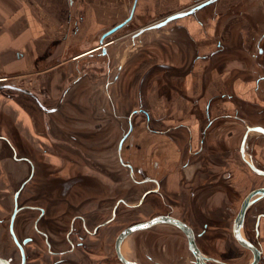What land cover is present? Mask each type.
I'll return each mask as SVG.
<instances>
[{
	"label": "crops",
	"instance_id": "obj_1",
	"mask_svg": "<svg viewBox=\"0 0 264 264\" xmlns=\"http://www.w3.org/2000/svg\"><path fill=\"white\" fill-rule=\"evenodd\" d=\"M185 1L187 0H137L133 18L127 24L134 17L148 16L149 12L156 16L168 13L159 18V21L169 15L170 11H181L177 9ZM203 1L205 0H198L184 10ZM134 3L135 0H0V196L11 194L12 189L28 176L29 162L63 161L54 156L42 159L44 148L76 147L70 142L71 123L67 118L70 116L69 100L76 98L74 95L85 83L84 77L80 81H75V78L78 74L96 71L87 65L100 58L99 47L94 49L100 45L101 35L127 18ZM263 6L264 0H216L165 25L180 23L173 35V50L174 54L177 51L183 52V57L189 60L185 88L187 94L197 100L174 102V120L178 119L190 128L194 144H197L204 126V109L210 102L213 122L208 129L206 151L209 150L211 158L208 160L206 156L202 161L192 159L187 167H183L184 174H181L182 165L188 158L190 133L185 127L176 131V140L170 141L165 133L148 132L142 129L143 126L132 137L131 146L137 141L142 147H149L152 154H156L159 160L158 177L163 181L165 192L178 197L183 203L190 200L187 196L182 197L185 185L181 180L185 176L190 178L204 163L210 162L212 168L230 174L225 179L226 183L237 188L240 193L261 186L242 181L245 178L244 162L238 147L244 124L233 114L235 103L221 98L225 91L237 96L241 87L238 82L232 87L225 84L223 67L222 70L218 67L219 61L214 58L198 60V55H201V59L209 58L214 49V37L210 34L209 26L217 24L221 28L220 36L230 26L232 35L237 40L238 27H253L261 23L264 18ZM189 16L194 18L184 21ZM157 21L143 24L127 36ZM118 31L107 38H112ZM116 39L112 38L109 44H105L108 52ZM90 50L94 51L88 52ZM195 58L197 61H194ZM8 85L23 88L24 91L15 90ZM66 88H69L66 97L59 104ZM242 90L244 92L245 87ZM69 95L74 97L70 98ZM36 98L45 108L36 103ZM187 105L190 106L189 109L186 108ZM53 107L57 109L49 111ZM227 114L231 115L226 116ZM251 134L253 140H258L251 144L250 150L256 161L264 164V139ZM82 151L85 153L84 148ZM15 152L17 157H14ZM210 176L197 175L196 180L202 183L215 178ZM112 177L116 180L118 194L117 182L121 180H117L116 174ZM103 182L107 184L105 179ZM223 184L225 183L219 185ZM209 195L198 201L204 217L231 221L233 214L225 213L229 199L223 193L212 192ZM11 203L12 199L9 198L6 205L10 206ZM1 204L2 200L0 212L3 210ZM190 221L192 229L199 231L200 221ZM241 231L245 238L258 245L261 250L258 264H264V198L255 203ZM134 233L121 244L122 254L128 260L140 264H155L154 261L158 264H192L194 260L186 235L180 229H156L135 237ZM197 244L204 255L212 257L207 261L208 264H248L253 259L251 251L236 241L231 228L210 227L199 237ZM239 248L242 251L240 254ZM147 255H151L152 260H148ZM106 264L123 263L116 261Z\"/></svg>",
	"mask_w": 264,
	"mask_h": 264
},
{
	"label": "flooded vegetation",
	"instance_id": "obj_2",
	"mask_svg": "<svg viewBox=\"0 0 264 264\" xmlns=\"http://www.w3.org/2000/svg\"><path fill=\"white\" fill-rule=\"evenodd\" d=\"M199 22L203 25L202 21ZM253 29L254 34L245 33L239 36L235 52L232 45L225 44L222 46L224 49L223 73L225 84L232 87L235 82H238L241 89L237 96L225 91L221 94V98L235 103L233 114L244 124L238 147L240 157L244 162L245 178H242V181L251 185L261 184L260 187H257L261 188L264 187V164L257 162L253 151L250 150L251 144L258 140H253L250 135L254 133L260 139H264V134L250 130L244 143V149H241L244 135L249 126L264 127V18ZM200 56L199 54L198 60L208 59L207 57L201 59ZM194 61H197V58ZM234 62L236 63L235 66L232 65ZM249 84L250 87H248ZM243 87L246 89L244 92ZM36 103L45 108L41 101H36ZM136 110L135 113L128 115V129L124 133L127 136L121 145L122 138L120 139V150L135 128L132 123L133 115L141 114L144 127L148 132L165 133L170 141L176 140V131L182 127H185L190 133L187 146L188 158L182 165L181 174H184L183 167H187L192 159L202 161L207 156L210 160L209 150L206 151L208 129L213 122L210 114V102L206 104L204 109V126L200 131L197 144H194L190 128L182 121L174 120V117H168L166 114L157 115L154 119L155 128H152L150 126L152 121L150 112L142 107ZM228 115L231 114L226 116ZM41 155L43 156L42 159L54 156L63 161L59 163L29 162L28 176L12 189L11 194L0 196L3 207L0 212V259L5 261L2 264H106L116 261L122 262L119 259L116 244L119 233L125 228L160 215L178 218L191 228L190 220L200 221L199 231L193 230L197 243L199 237L205 234L210 227L231 228L233 232L234 219L243 201L252 190L257 189L252 188L246 193H240L237 188L226 183L225 179L229 178L230 174L212 168L210 162L204 163L197 171H194L190 178L185 176L181 180L185 185L182 197H189L190 201L185 203L190 204L194 212L193 218L187 220L175 216V210L184 203L178 197L168 195L165 190L164 192L161 191V177H159L160 179L152 177H146L143 180L134 179L140 184L153 182L157 186L147 189L139 201L134 204L132 193L117 197L116 180L110 176V173L108 174V183L103 184V180L97 174L101 172L106 174L105 168L100 163L86 158L84 152L79 151L76 147L44 148ZM14 157H17L16 152ZM122 162L134 173L132 163L124 162L123 159ZM251 164L263 173L255 170ZM213 166L217 167V165ZM197 175H211L215 178L201 183L196 180ZM212 192L223 193L229 199V204L225 206V213L233 214L231 221L210 219L202 214L198 201L201 197ZM153 196L162 199L161 202L167 207V211L157 212V214L144 219L133 220L134 214L149 213L142 210L134 212V208L155 203L153 198L147 202L148 198ZM9 198L12 199V203L7 206ZM254 205L255 203L249 207L247 215ZM128 218H131L130 221L124 225L123 219ZM158 224H170L174 228L180 229L167 222L154 223L147 229ZM147 259L152 260V256L147 255ZM154 263L158 264L155 261Z\"/></svg>",
	"mask_w": 264,
	"mask_h": 264
},
{
	"label": "rangeland",
	"instance_id": "obj_3",
	"mask_svg": "<svg viewBox=\"0 0 264 264\" xmlns=\"http://www.w3.org/2000/svg\"><path fill=\"white\" fill-rule=\"evenodd\" d=\"M197 1L187 0L177 10H184ZM263 7L262 17H264ZM148 14V16L134 17L132 22L114 34L112 38H117L116 43L110 47L109 52L103 53L102 49L99 50L100 58L87 65L89 68L96 69L94 73H81L76 76L75 81H80L84 77L85 84L81 85V88L74 95L76 98L69 100L70 116L67 117L71 123L70 139L76 148L79 151L84 148L86 158L101 163L105 168L106 174L101 172L97 176L102 180L105 179L108 183V174L115 176L116 173L117 180H121L117 182V197L132 193L134 204L139 201L147 189L157 187L153 182L140 184L135 182L134 179L143 180L146 177L158 179L157 163L159 160L155 153H151L149 147H142L137 141L131 146L132 137L138 134L137 131L144 126L141 114L133 115L132 123L135 128L125 142L123 149L119 151L118 143L128 129V115L133 110L142 107L150 112L152 117L150 126L155 128L154 119L157 115L166 114L168 117L173 118L174 102L197 101L196 98L187 94L185 88L189 60L183 57V52L177 51L174 54L173 50L175 46L173 35L180 23L176 22L158 30L146 32L135 40H131L130 36H127L137 27L157 21L168 13L160 16L150 12ZM193 18L189 16L184 21H190ZM253 27H238V35L254 34ZM208 28H210V34L214 37V49L208 59L214 58V60L219 61L218 67L222 70L224 55L222 46L225 44L232 45L235 52L239 36L236 37L237 40L234 39L230 26L223 30V37L220 36L221 28L217 24H213ZM228 37L230 38L228 39ZM106 47L108 50V46ZM69 96L70 98L74 97ZM65 97L66 94L64 99ZM72 101H76V103ZM186 108L189 109L190 106L187 105ZM142 129H146V127ZM169 134L172 135L173 133ZM122 159L124 162L133 164L134 173L123 165ZM160 184L162 185L161 191L164 192L163 181L160 180ZM152 198L155 203L134 208V212L142 210L149 213L144 215L134 214L133 220L144 219L157 214V212L167 211V207L162 204L160 197L153 196L148 198L147 202ZM193 213L191 205L188 203H184L175 210V216L187 220L193 218ZM130 219H123L124 225ZM169 228L177 231V228L170 224H158L150 229L137 231L133 235L135 237L156 229ZM238 252L239 254L242 252L240 248Z\"/></svg>",
	"mask_w": 264,
	"mask_h": 264
},
{
	"label": "water",
	"instance_id": "obj_4",
	"mask_svg": "<svg viewBox=\"0 0 264 264\" xmlns=\"http://www.w3.org/2000/svg\"><path fill=\"white\" fill-rule=\"evenodd\" d=\"M216 0H205L195 6H193L192 8H190L189 10H181V11H177V12H174L168 16H166L165 19H163L162 21L158 22V23H151V24H148L146 26H143L141 27L140 29H138L137 31H135L134 33H132V35L130 36V39L131 40H135L136 38L140 37L143 33L145 32H148V31H153V30H156V29H159L161 27H164L165 25H167L169 22L177 19V18H181V17H184V16H187L193 12H195L196 10L214 2ZM136 3H137V0H135V3L133 5V8H132V11L130 12L129 16L127 18H125L123 21H121L120 23L116 24L115 26L111 27L110 29H108L107 31H105L102 35H101V38H100V45H98L97 47H99V49H102L103 50V53H106L107 52V47L105 44H108L110 42V40H106L107 37H109L111 34H113L114 32L118 31L120 28H122L124 25H126L132 18H133V15H134V10H135V7H136ZM96 47V48H97ZM10 88H13L15 90H19V91H24L23 88H20V87H16V86H13V85H8ZM69 88H66L62 94V96L60 97L59 99V104H62V102L64 101V96L65 94L68 92ZM37 101H39L37 98H36ZM57 107H53L51 109H49V111H54L56 110ZM137 110H133L131 112V114L135 113ZM250 130H255V131H258V133H263L264 134V127L262 126H253V127H248L247 129V132L245 133L244 135V139L242 141V147L241 149L243 150L244 149V143H245V140L248 136V132ZM127 134H125L121 141H120V145L121 143L123 142V140L126 138ZM251 166L259 171V172H262L263 171H260L259 169L255 168L252 164ZM264 198V187H261V188H257V189H254L252 190L249 195L245 198V200L243 201L241 207H240V210L238 211L235 219H234V224H233V236L234 238L236 239V241L245 249H248L249 251H251L252 255H253V259L250 263L248 264H258L260 258H261V250L260 248L258 247V245H256L255 243H253L251 240L245 238L243 235H242V231L241 229L244 227V224H245V221H246V218H247V211L249 209V207L251 205H253L254 203L260 201L261 199ZM16 211V209H15ZM15 215V214H14ZM13 215V217H14ZM158 222H167V223H171L177 227L180 228V230L186 235L187 239H188V246H189V249L190 251L192 252L193 256H194V260L192 262V264H208L207 261L211 260L212 257H208L206 255H204L200 248L198 247V244L196 243V240H195V234H194V231L193 229L185 222H183L182 220L178 219V218H175V217H172V216H168V215H160V216H157L151 220H148V221H145V222H141V223H138V224H135V225H132L128 228H125L124 230H122L118 237H117V240H116V244H117V253H118V256H119V259L124 263V264H140L139 262H136V261H131V260H128L126 259V257L122 254L121 252V244L122 242L124 241V239L130 235L131 233L133 232H136V231H140V230H143V229H147L149 228L152 224L154 223H158ZM2 262H5L3 259H0V264H2Z\"/></svg>",
	"mask_w": 264,
	"mask_h": 264
},
{
	"label": "bare ground",
	"instance_id": "obj_5",
	"mask_svg": "<svg viewBox=\"0 0 264 264\" xmlns=\"http://www.w3.org/2000/svg\"><path fill=\"white\" fill-rule=\"evenodd\" d=\"M190 8H192V7H190ZM190 8H189V9H190ZM189 9H187V10H189ZM170 14H172V13H170ZM170 14H169V15H170ZM167 16H168V15H167ZM165 18H166V17H164L163 19H165ZM163 19H161V20H159V21H157V22H155V23H158V22L162 21ZM109 43H110V42H109ZM109 43H108V44H109ZM97 49H98V47L95 48L94 50H97ZM94 50H90V51H88V52H92V51H94ZM88 52H86V53H88ZM70 142H72L71 139H70ZM118 144H119V143H118ZM122 149H123V147H122ZM119 151H121V150L119 149ZM82 152H83V151H82ZM85 154H86V153H84V156L86 157ZM87 158H88V157H87ZM100 165L102 166L101 163H100ZM113 172H114V171H113ZM115 174H116V173H115ZM148 181H150V180H148Z\"/></svg>",
	"mask_w": 264,
	"mask_h": 264
}]
</instances>
